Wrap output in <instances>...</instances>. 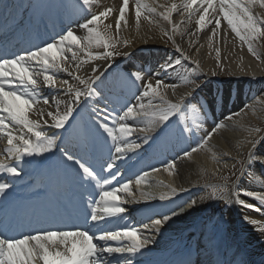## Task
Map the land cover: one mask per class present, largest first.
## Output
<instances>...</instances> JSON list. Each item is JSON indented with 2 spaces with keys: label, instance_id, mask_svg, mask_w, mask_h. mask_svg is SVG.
<instances>
[{
  "label": "snow or ice",
  "instance_id": "6c2138e0",
  "mask_svg": "<svg viewBox=\"0 0 264 264\" xmlns=\"http://www.w3.org/2000/svg\"><path fill=\"white\" fill-rule=\"evenodd\" d=\"M197 0H189L185 5L190 8L196 4ZM253 0H248L247 3H242V0H220V11L223 14L227 24L231 27L241 40H245L246 36L241 35V28L248 33V39L254 38L255 34L260 31L256 19L250 14L249 4ZM214 0H202L200 7L203 9V14L200 15L197 24L201 28L205 25V17L209 15L208 8L212 6ZM123 7L120 9V18L117 20V28H119L120 20L124 19L125 9L128 5V0H123ZM206 5V6H205ZM74 11H85V20L80 25V28L86 30L87 37H81L73 30L68 29L62 31L58 38H54L51 42H46L44 45L36 46L31 50H27L21 54L6 56L0 54V112L7 113V117L0 115V126L5 125V120H10L14 124L23 125L33 133L35 140L21 137L23 146H12L15 137L9 133L7 149L9 156L14 157V162L11 165L0 163V171L11 174L13 177L21 175V170L18 163L23 161L25 157H41L46 153L56 155L58 153V161L60 172L63 176L71 174L72 183L83 191L73 192V198L78 202L85 201L87 197V207L91 209L89 213L84 214V223L87 224L89 219L93 222L103 220L105 217L98 215L99 206L93 207V204L99 202L92 199V193L87 191V188L92 186H100V192L97 193L102 202V211L108 217H117L125 212L121 206L122 198L118 195L120 192L131 194L129 188L130 182H124L121 186H113L111 189L103 187L109 185L116 179V173L112 171L115 167V159L111 153L123 156L125 152L126 139L134 130L146 132L149 135L155 133V139H168L173 136L183 137L193 135L195 131L202 127L203 121L206 119V112L202 104H193L191 99L194 97L196 89L199 87L195 79H191L188 83L191 85L188 92L181 95L176 102H170L160 91L161 88L175 89V83L168 84L159 78L155 85L147 83L143 85V90L137 96L140 103L136 105H126L122 110L123 114L117 113L115 119L110 114L109 109L101 111L99 108L93 107L91 116L87 121H81L78 127V138L70 149L64 146H57V140L63 139L60 131H56L53 135L48 136L45 132L34 130L38 124L29 120L27 111L40 101L43 104L51 103L56 111L47 113L52 121V126L56 130L68 132L70 128L76 124V118L82 112L89 108L93 98L100 95V87L104 85L111 73H106L105 69L97 66L91 68L92 76L84 79L81 76H73V73L68 68L62 67L66 60V54L71 52V60L76 61V69L79 70L82 63L78 57V52L85 51L92 46L93 40L97 46H102L105 49L113 47L107 40L100 39V33L93 26L97 25L101 17H107L110 9H105L99 13L93 12V0H74V3L69 5ZM141 4L139 0L136 3L135 15L139 19L141 12ZM173 9L176 5L172 6ZM90 13V15H89ZM245 17L246 19H242ZM165 20H169V16H164ZM212 21L209 20L208 23ZM220 26V20L216 19V28L214 33ZM175 30V29H173ZM171 39V37H169ZM87 39V43H85ZM252 50L251 48L249 49ZM177 51L181 49L177 46ZM85 55L90 60H105L108 61L114 57L113 51H105L103 54L93 56L91 52L85 51ZM31 62L41 65L44 71L49 68L56 72L65 71L69 76L78 81L84 87H73L67 80L61 81V86L68 85V99L61 100L55 90L53 98L50 101L47 96L40 95V84L38 83V72L33 70ZM181 66L180 59H177L175 65L169 63L164 66V71H175ZM112 65H108L111 68ZM196 69L193 68V72ZM103 75V79L101 76ZM144 76L142 70L131 69L123 75H117L112 80V88L118 89L122 87H136L138 81L142 82ZM18 81L16 84L14 82ZM55 76L45 74L43 76V86L54 89ZM7 86V90L6 89ZM23 89V90H21ZM158 98V101H157ZM155 110L151 113V123L149 127L138 128L136 125L121 123L126 121L132 114L134 109H138L137 115L145 113V102ZM157 101V103H153ZM61 105L63 108L61 109ZM163 105L164 107H159ZM43 116V113H40ZM146 114V113H145ZM191 115V123L187 122L188 115ZM231 117H227L230 119ZM45 124L48 121H44ZM118 125V128L116 127ZM224 125L216 124L213 128L205 133L204 138L195 146L183 151V156L190 157L197 152L199 148L206 145L212 138L217 128ZM119 132V137L115 135ZM101 134H103V145L109 152V159L106 162L102 161V156L99 153L98 146L101 143ZM149 135L144 136L145 142L148 141ZM109 139L113 142L112 147H108ZM122 143H117V141ZM139 147V145H135ZM176 165L175 160H171L164 165L166 169L173 168ZM259 166L264 172V152L257 155L253 152L247 161V170ZM158 170V169H155ZM245 169L242 168V171ZM101 172H108L110 175L102 176ZM146 175V173H145ZM60 177H57V181ZM94 182V184H93ZM136 183H140V179H136ZM10 187V183H0V195L6 194V189ZM175 191V189H173ZM225 189H221L218 193L214 190L208 196H201L198 199L189 198L183 204H175V201L170 205H165L164 209L148 215L142 222L143 232H138L137 228H129L125 226L123 229L103 231L98 233H89L87 229H75L67 227L53 226L46 229H38L34 232L22 234L21 236L10 235V229L7 225L0 226V264H34V259L42 261V264H112L111 260H106L105 254L111 255L114 253H127L117 257V264H134L133 257L137 254H142V250L146 249L151 243H154L152 236L160 232L161 228L173 218L190 215L194 210L200 207V204L205 199H216L230 203L226 195L223 193ZM247 191L246 189L244 190ZM250 194V193H249ZM165 199V197H161ZM258 200L264 202V196L257 197ZM71 203V198H70ZM238 205L243 208H255L254 205L247 203L245 200H238ZM175 205V206H173ZM67 211V210H66ZM121 219L123 217H120ZM245 223L253 226L254 230L259 231L261 236H264V227L257 228L260 223L254 218L244 216ZM99 227V225H95ZM202 234L206 236L204 246L209 249L220 248L219 242V222L212 227L202 230ZM120 241L127 240L128 244L123 246H109L107 243H98L96 241ZM211 264H245L244 261H235L227 259H217Z\"/></svg>",
  "mask_w": 264,
  "mask_h": 264
},
{
  "label": "bare ground",
  "instance_id": "6f19581e",
  "mask_svg": "<svg viewBox=\"0 0 264 264\" xmlns=\"http://www.w3.org/2000/svg\"><path fill=\"white\" fill-rule=\"evenodd\" d=\"M34 1H37L40 5L43 1L46 2L47 0ZM57 1L59 2L57 3V10L59 12L63 11L62 13L70 14L74 13L72 22H74L76 25H74V27L72 26L71 30L79 34L81 37L86 38L88 35L86 30L80 28V25L85 20V16H83L85 12L79 10L74 11L71 7H69V5L74 3V0ZM139 2L147 9V11L150 12L151 15H146L140 10L141 15L139 19H137L135 15L137 0H128L124 19L120 20L119 28H117V20L120 18V9L124 6L123 0H93V12L99 13L105 9L111 10L107 17H101L100 21L97 22V25L93 26L100 33V39L103 41L112 37L114 40H117V42H119V44L124 49V52L131 57V61L141 57L142 54L137 52L139 50H153L160 47L163 48L164 37L166 36V33H169L174 38L177 46L181 47V51H179L181 56L186 57L187 61L191 62L201 73H203L211 84L217 83L216 80L222 81L221 75H226L227 79L229 80V86L232 89L229 88L228 94L224 92H217L214 95L213 99L218 98L217 105H220L219 102L230 104L234 99H237L235 106H240L242 101L252 97V99L247 103H242V105L239 107V111L234 112V110L223 109L225 110V117H222L223 121H221L220 124L224 126L220 127V130L218 129L217 132L212 135V139L206 145L202 146L207 153L197 151L190 157L183 156V151L192 147V141H194L193 138L195 139L194 134H186L183 137L177 135L168 139H155V133H152L149 135L150 137L148 141L145 142L144 136L146 135V132H141L139 130L133 131L136 138L139 140V144L135 145H139V147H135V145L132 144V152L137 153L141 148H145L147 156L152 155V153L164 156L166 154V147H168V145H172L180 149L178 151V149L173 148V153L176 155L175 159H173L176 161V165L173 168L176 170V173L173 168H165L164 171H161V176H165L170 184H173V182L179 184V186L182 188V190H180L181 192L185 191L191 193L194 195V197H196L195 199H198L201 196H207L203 191L204 188L202 185V180L206 178L207 173L216 175L219 172H223L226 168L230 167L237 156H240L245 152H248L250 155L255 152L254 140L256 137L264 139V128L263 130H260L258 127H250L251 124H264V98L261 100L258 98L253 99L254 89L261 83L254 85L256 82L253 81L251 86H244V81L247 80H264V60L257 62L251 55H249L247 51V45L249 44L247 41L248 33L243 28H241V35H245L246 39L244 40L245 42L238 39V35L232 31L231 27L227 24V21L224 19L223 14L220 11V0H214L212 6L208 8L209 15L205 17V25L203 28L197 24L200 15L203 14V9L200 7L202 0H197L196 4H193L190 8L185 7V5L189 3V0H139ZM247 2L248 0H242V3ZM173 5H176L175 9L172 8ZM248 6L250 8V14L256 19L257 22L262 23L264 26V0H253V2ZM165 15L169 16V20L164 19ZM241 18L246 19L245 17ZM216 19L220 20V26L214 33L213 29L216 28ZM209 20L212 22L208 23ZM153 24L159 26V30H153L151 28ZM57 27V23L51 25L49 24L48 26L39 24L34 32H31L32 35H30V38L37 36V31H49L50 29H56ZM85 43H87V39H85ZM85 51H89L93 56H95L103 54L106 49L102 46H97L95 40H93L92 46ZM85 51L78 52L79 60L88 61L87 63H82L79 70L76 69V61L71 60V52L66 54L67 58L64 64L61 66L68 68V70L73 73V76H81L84 79H88L92 76L91 68L93 66L105 69L106 73L116 72L117 74V67L125 68V66L128 65V63H126L118 66L116 65L113 58L108 61L102 59L90 60L89 57L85 55ZM152 52L154 54H159L155 51ZM162 60L164 61L160 63V65H162V67H160V80L168 84L175 83L177 87L175 89L161 88L160 91L170 102L174 103L181 95L186 94L191 86L189 87L185 85V79L182 82L177 75L175 78L173 75H175L174 73L176 71H168L166 73L163 69L168 63L165 61L166 58H162ZM31 64L33 65V70L39 73L36 78L40 84V95L47 96L50 101L53 98L54 90L61 100L68 99L66 91L68 85L61 86L62 80H67L69 84L73 85V87H84L83 85L79 84L78 81L74 80L73 76H69L65 71L56 72L55 70L49 68L47 72H45L41 65L36 64L35 62H31ZM108 65H112V67L108 68ZM45 74L55 76L54 89L43 86V76ZM111 75H109V77ZM109 77L107 80H105L104 85L100 87V95L111 98L115 96L116 91H110L113 90L112 80L114 77L112 76V79ZM101 78L103 79V75ZM147 79L151 81L153 85H155V79ZM14 83L18 84L19 82L16 81ZM200 92L205 91L202 90ZM197 93L199 92L197 91ZM187 98L191 99L192 102H195L199 101L201 97L194 96L193 98ZM104 101H107V99H104ZM157 101H154L153 103H157ZM138 102L140 103L141 100H138ZM144 102L146 114L141 113L140 115H137L139 110L134 109L133 114L129 117V119L134 120L138 128L150 126L151 113L155 110L147 103L146 99H144ZM50 105L52 104L49 103L46 105L43 104L42 101L35 104L36 114L40 118V121H48L47 126L49 127L52 126V121L50 117H48L47 113L49 111H56L55 107L53 105L50 107ZM111 106L116 108L115 104H112ZM94 107L102 110L105 108L103 105H95ZM159 107L164 106L159 105ZM209 107L212 110V114H214L215 109H213V106L209 105ZM62 108L63 106L61 105V109ZM41 112L43 113V116H41ZM84 113L90 114L88 110H85ZM227 117L231 118L227 119ZM206 118L211 119L212 117L210 118L209 116H206ZM191 121L192 120H190V118H187L188 123H191ZM204 124H207L205 120L203 121L202 125ZM54 130L55 132L60 131L64 137H70V132L66 133L63 132V130ZM200 132H203V129H201ZM58 141L59 139L57 140V144ZM2 144L3 141L1 140L0 159L3 158L2 155L5 153L8 154L7 149L9 148H5L2 146ZM154 144L157 146H155L152 151L149 150V148H151ZM263 149L264 148H260V150H256L258 152L255 153L259 155ZM99 153L100 155L102 154L100 151ZM8 157H10L9 160H12V158L14 160L13 156ZM25 161H34V159L25 157L24 160L21 161V164L24 165ZM44 162H42V166L39 167V170L33 173L34 177L38 176V173L42 171V167L45 165ZM46 163L50 164L48 161ZM47 168L48 166H46V170ZM258 168L259 166L254 167L251 170L246 169L243 176V184L240 185V187H243L244 185V187L249 189L251 193L246 192L238 195L234 194L232 196L234 207L230 211L232 221L237 228L241 230L243 229L255 235H260L259 231L254 230L252 225L245 223L243 217L248 216L259 221L260 223L256 226L257 228L264 227V202H261L257 199V197L264 196V172H262L261 169L259 170L260 179L257 178L256 182L252 181V178L250 179L251 175L253 174L252 171L257 170ZM153 173L159 175V172L157 171H154ZM7 179H10L9 176ZM20 186L23 187L22 185ZM133 186L138 187L141 186V184H137L136 181L129 184L131 194H126H137L134 193ZM260 188H262V191H260ZM20 195L23 196L22 194ZM54 197L57 198L58 193H54ZM149 199L150 198L145 199L140 195H138L136 199H130L126 197L125 202L126 204H129V206L124 209L125 211H129L131 214L135 215V217H137L140 221H143L148 215L164 209L163 206L165 203H161L163 201L157 202L158 200H155L154 202L153 199ZM240 199H243L247 203L254 205L255 208L240 207L237 203ZM221 204L225 205L226 203L223 201ZM208 209V199H205L201 202L200 207L198 208L199 213L197 214V217L201 215V212H205ZM168 225L169 222H167L161 228L159 233L152 236L154 243H151L146 249H150L155 252H163V254L164 250L166 249L165 255L167 256L171 248L170 245L179 235V230H177L178 233L174 232V229L167 227ZM186 228L187 227H185V229ZM88 231L89 233H96L94 227L88 229ZM142 233L144 235L148 234L147 232H143V230ZM96 242L101 243V241ZM163 247H165V249H163ZM247 255L240 248H236L231 252L221 250L217 257L209 258L199 264H211V262H214L217 259L244 261L245 264H264V255H262L260 252H257L255 255ZM119 256L120 254L118 253L111 255L105 254L106 260H111L112 264H117V257ZM183 257V255L172 251L167 263L174 264L176 261H181ZM34 264H42V261L34 259Z\"/></svg>",
  "mask_w": 264,
  "mask_h": 264
},
{
  "label": "rangeland",
  "instance_id": "374dc122",
  "mask_svg": "<svg viewBox=\"0 0 264 264\" xmlns=\"http://www.w3.org/2000/svg\"><path fill=\"white\" fill-rule=\"evenodd\" d=\"M141 6L142 7L140 10L144 14L150 16L151 15L150 12L147 11V9L142 4H141ZM257 25L260 28V31L257 34H255L254 38H252L251 40L247 39V41L249 43L247 45V51L255 59H257L258 61H262L264 59V26L260 22H257ZM158 27L159 26H157L156 24H153L151 28L153 30L157 31V29L159 30ZM161 28H163V27H161ZM107 41L109 42V44L113 45V47L106 49V51H113V53H114L113 59L116 60V62H120L121 60H123L125 58L126 53L124 52V49L119 44V42H117V40H114L112 37L107 39ZM242 41L245 42L244 40H242ZM164 44L166 45L167 48L173 47V42L168 36L164 37ZM250 48L252 49L251 51L249 50ZM181 71L183 73L184 79H187V80L195 79L197 84L199 85L198 88L206 86L205 89L207 90V92H211L213 90V87H215V84H211V83L207 82V80L205 79L203 74H200L198 71L193 72V68L191 66L182 65ZM221 78L225 81L227 80V77L225 74H222ZM188 86L190 87L191 85L188 83ZM6 128L8 129L7 132L2 131L3 141L5 142V144L7 143L8 139H9V133L11 134L12 137H15L14 140H16L20 136L21 137L30 136V134H33L27 128H25L23 125H17V126L9 125ZM117 136H119V135H117ZM255 142L257 143V147H258L259 143H260L259 140H256ZM122 146H123V144H122ZM46 154H49V153H46ZM239 170L240 169H238V171ZM237 175H238V172L234 173L233 178L230 179V181L233 182V180H235L237 178L236 177ZM213 191L214 190H208L209 194H211ZM228 192H227V194H228ZM222 194L227 195L225 193H222ZM214 204L212 202L210 205H214ZM210 216H212V217L216 216L215 211H213L212 214H210ZM208 221H209V224H208L209 227H210V225H215L219 222L220 234L225 235L227 237V240L231 241L232 245L234 244L236 239H238V237L240 236L241 239L243 238V241L245 242V244L247 246H249L250 252L252 254H255L256 252H260L262 255H264V236L255 235V234L249 233L247 231H243V230L236 233L235 228L231 227V224L227 222L228 220H226V217H224V215H222L219 218H215V220H213L212 223H210V221H211L210 218Z\"/></svg>",
  "mask_w": 264,
  "mask_h": 264
}]
</instances>
